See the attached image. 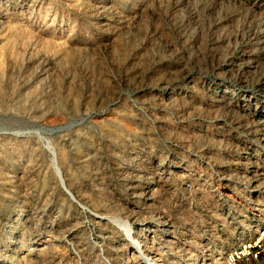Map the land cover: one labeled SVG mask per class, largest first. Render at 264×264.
I'll return each instance as SVG.
<instances>
[{"label": "rangeland", "instance_id": "374dc122", "mask_svg": "<svg viewBox=\"0 0 264 264\" xmlns=\"http://www.w3.org/2000/svg\"><path fill=\"white\" fill-rule=\"evenodd\" d=\"M263 234L264 0H0V264H229Z\"/></svg>", "mask_w": 264, "mask_h": 264}, {"label": "built area", "instance_id": "2783aa9c", "mask_svg": "<svg viewBox=\"0 0 264 264\" xmlns=\"http://www.w3.org/2000/svg\"><path fill=\"white\" fill-rule=\"evenodd\" d=\"M262 239L263 238L260 237L245 243L241 250L232 251L226 261L229 264H237L244 259H257L261 256V253L264 252V242L261 241Z\"/></svg>", "mask_w": 264, "mask_h": 264}, {"label": "water", "instance_id": "95a60500", "mask_svg": "<svg viewBox=\"0 0 264 264\" xmlns=\"http://www.w3.org/2000/svg\"><path fill=\"white\" fill-rule=\"evenodd\" d=\"M52 132H55L54 130H50L49 133H52ZM46 149L50 152V150L46 147ZM51 153V152H50ZM55 174L56 176L58 177L59 181H60V184L62 186V188L66 191V193L74 200V198L72 197V195L69 193V191H67L66 187H65V184H64V181L62 179V175H61V172L59 170H55Z\"/></svg>", "mask_w": 264, "mask_h": 264}, {"label": "bare ground", "instance_id": "6f19581e", "mask_svg": "<svg viewBox=\"0 0 264 264\" xmlns=\"http://www.w3.org/2000/svg\"><path fill=\"white\" fill-rule=\"evenodd\" d=\"M125 231L127 233L128 236H130L131 234V229L129 227H125ZM136 248H137V252L141 253V249L139 248V245L138 244H135ZM144 261H145V264H155V261H153L152 259L150 258H147V257H143Z\"/></svg>", "mask_w": 264, "mask_h": 264}]
</instances>
